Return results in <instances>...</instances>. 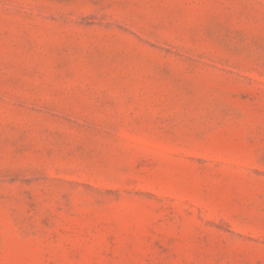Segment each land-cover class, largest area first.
Returning <instances> with one entry per match:
<instances>
[{"label":"rangeland","instance_id":"obj_1","mask_svg":"<svg viewBox=\"0 0 264 264\" xmlns=\"http://www.w3.org/2000/svg\"><path fill=\"white\" fill-rule=\"evenodd\" d=\"M0 264H264V0H0Z\"/></svg>","mask_w":264,"mask_h":264}]
</instances>
